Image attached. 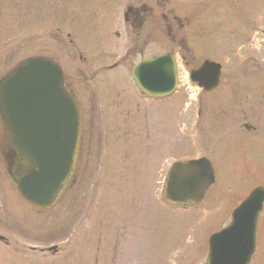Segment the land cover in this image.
<instances>
[{
	"label": "rangeland",
	"instance_id": "1",
	"mask_svg": "<svg viewBox=\"0 0 264 264\" xmlns=\"http://www.w3.org/2000/svg\"><path fill=\"white\" fill-rule=\"evenodd\" d=\"M145 4L162 22L139 34L124 14ZM164 14L180 19L177 41ZM263 32L264 0H0V79L31 56L66 63L69 81L80 80L88 160L55 206L36 208L9 171L0 118V264L203 263L209 236L253 188L264 187ZM161 52L177 54L179 87L152 99L131 70ZM181 55L192 68L220 62L219 87L206 92L192 83ZM93 112L95 136L87 141ZM201 156L216 173L203 202L167 205L161 195L170 166ZM258 228L251 264H264V209ZM52 246L58 250H42Z\"/></svg>",
	"mask_w": 264,
	"mask_h": 264
},
{
	"label": "water",
	"instance_id": "2",
	"mask_svg": "<svg viewBox=\"0 0 264 264\" xmlns=\"http://www.w3.org/2000/svg\"><path fill=\"white\" fill-rule=\"evenodd\" d=\"M221 68L220 63L206 60L191 79L205 90L214 89ZM132 75L141 91L153 98L170 96L177 89V66L171 54L140 61ZM63 82L60 65L44 56L24 60L0 79V115L14 146L12 156H20L15 170L18 189L41 209L57 202L73 177L79 153L81 115ZM214 182L215 171L207 157L178 161L169 170L163 197L173 205H198ZM263 207L264 187L258 186L234 209L230 223L210 236L202 264H250Z\"/></svg>",
	"mask_w": 264,
	"mask_h": 264
},
{
	"label": "flooded vegetation",
	"instance_id": "3",
	"mask_svg": "<svg viewBox=\"0 0 264 264\" xmlns=\"http://www.w3.org/2000/svg\"><path fill=\"white\" fill-rule=\"evenodd\" d=\"M173 13V12H172ZM164 17V22L166 21L167 23V27H168V30L170 31L171 35H172V38L175 39L177 41V35L178 33L177 32H174L173 31V28L175 26V22L176 21H180V19L178 18L177 15H171V17H169L167 14H164L163 15ZM124 18H125V22L129 25V26H134L136 29L139 30V34H140V31L143 30V29H146L147 26H150L151 29H157L158 27L161 26V13L158 12V10L155 8V7H149L147 6L146 4L145 5H142V6H133V5H128L127 6V11L126 13L124 14ZM153 33V32H152ZM118 34V33H116ZM153 35L149 32H147L146 34V38H151ZM174 40V41H175ZM173 41V42H174ZM175 43V42H174ZM144 44L146 45L147 44V41L144 40ZM141 52H144L143 49L141 50ZM181 60L183 62H185V65L187 68H189V71L188 73L190 74L192 70L198 68V67H195V68H192L191 67V61H187L186 58L187 56H183L181 55L180 56ZM54 60H56L55 58H53ZM80 59L82 61H86L87 59L83 57L82 54H80ZM143 59V58H142ZM59 65L61 66V68L63 69V72H64V82H63V86H64V89L65 91L70 94L76 101L77 105H78V108H79V111L81 113V120H82V131H81V143H80V152H79V155H78V159H77V164H76V175L80 172V171H86L87 168H88V160H84V141H85V137H84V134H83V122L84 120H86L85 118V115H83V105H82V102L81 100L79 99L78 97V92H77V84H78V81L80 82V80H78V78H74V81H69V76L67 75V72L65 71V67H66V63L62 62V61H59V60H56ZM193 61V60H192ZM180 64H178L179 66ZM118 65H115L114 67H117ZM191 68H190V67ZM113 66H108V65H104L102 66V69H106V70H109L111 69ZM77 71L79 72V77L82 78L88 82V76L87 74L85 73V71L83 69H81L80 67H78ZM90 78V77H89ZM82 81V80H81ZM93 94L94 91H93ZM95 104H93V110L95 109L96 110V106H94ZM98 109V108H97ZM95 113L93 112V116L91 115L90 116V120H89V125H90V128L93 127V134H92V131L90 129V133L88 135V139L87 141H91L92 140V135H93V139H94V136H95V132H94V127H95ZM246 127L249 129L251 128L250 125L246 124ZM10 151L8 152L9 155H8V161H9V168H10V171H13L14 169H16V165L17 163L19 162V156L18 155H15L13 154L12 156V149H9ZM83 163H84V166H83ZM78 176H76L77 178ZM67 190V188H66ZM66 190H65V194H66Z\"/></svg>",
	"mask_w": 264,
	"mask_h": 264
},
{
	"label": "trees",
	"instance_id": "4",
	"mask_svg": "<svg viewBox=\"0 0 264 264\" xmlns=\"http://www.w3.org/2000/svg\"><path fill=\"white\" fill-rule=\"evenodd\" d=\"M8 145V144H7Z\"/></svg>",
	"mask_w": 264,
	"mask_h": 264
}]
</instances>
